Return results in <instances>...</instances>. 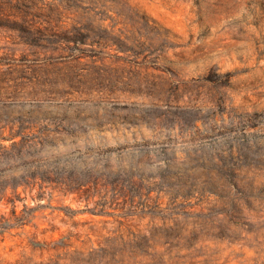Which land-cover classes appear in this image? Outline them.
<instances>
[{"label": "rangeland", "instance_id": "rangeland-1", "mask_svg": "<svg viewBox=\"0 0 264 264\" xmlns=\"http://www.w3.org/2000/svg\"><path fill=\"white\" fill-rule=\"evenodd\" d=\"M0 264H264V0H0Z\"/></svg>", "mask_w": 264, "mask_h": 264}, {"label": "trees", "instance_id": "trees-1", "mask_svg": "<svg viewBox=\"0 0 264 264\" xmlns=\"http://www.w3.org/2000/svg\"><path fill=\"white\" fill-rule=\"evenodd\" d=\"M4 191H5V187H3L2 190L0 189V194L1 193L3 194Z\"/></svg>", "mask_w": 264, "mask_h": 264}]
</instances>
